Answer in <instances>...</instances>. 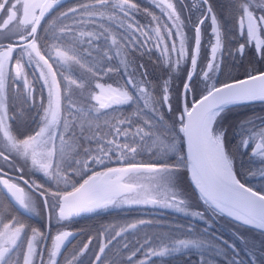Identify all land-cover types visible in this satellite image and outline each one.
<instances>
[{
	"label": "snow or ice",
	"instance_id": "1",
	"mask_svg": "<svg viewBox=\"0 0 264 264\" xmlns=\"http://www.w3.org/2000/svg\"><path fill=\"white\" fill-rule=\"evenodd\" d=\"M61 3L62 0H0V16H7L0 28L6 29L12 22L16 24L8 37L9 40L13 36L15 39L0 43V137L3 142L0 160L4 161V165H0V193L8 202L7 206L0 204V264H36L38 257L40 264H44L45 252L48 264H59L58 257L63 247L74 235L70 231L59 232L51 238L49 248L48 237L17 215L36 211L34 196L43 200V206L50 212L56 211L61 221L109 207L151 205L200 220L210 209L213 213L264 230V193L246 186L237 178L235 158L225 147L226 130L219 124L230 106L264 101V71L250 74L245 79L218 83L216 76L220 71L218 53L222 52L223 25L209 0H200L203 17L195 26V48L191 51L183 33L186 25L170 0H162L157 7L167 16L171 26L161 25L155 16L151 19L157 24L155 29L140 24L135 19L139 6L132 0H81L75 6L60 11L47 27H43L46 15ZM257 7L264 12V0ZM233 9L238 36L245 40L237 51L243 55L246 44L254 45L257 55L264 58V40L260 39V33L264 32V14H255L253 0H234ZM118 14L126 18L127 23H121L113 33L105 27V22ZM206 19H210L214 42L211 43L207 64L199 68L201 26ZM161 28L164 29L163 34ZM150 43L151 48L148 47ZM122 46L127 50H158L160 62L169 70L190 61L183 85L184 105L170 127L164 125L163 116L157 115L154 107L146 113L147 119L137 123L138 114L135 118L117 119L107 131H102L99 125L92 128L91 119H88L87 127L79 121L82 110L72 99L76 91L83 93L93 87L91 80L100 78V73L107 76L121 70L119 65L107 70L96 68L91 62L98 56L102 63H110L121 56ZM121 63L125 64V84L137 95L112 84L96 83L94 88L98 92L91 91L87 97L81 96L89 103L87 112L83 113L86 118L98 120L109 110L115 111L141 99L145 102L144 108L148 109L152 98L148 93L150 85L144 79L147 73L140 72L141 80L137 81L136 73L127 71L126 61ZM26 68L32 69L33 73L39 71L41 87L47 89V105L42 99L36 128L21 139L17 133H23L14 127L16 117L9 115L13 107L11 101L16 99L10 86L22 82L27 94L26 102L37 107L31 96L33 86L28 82ZM81 71L84 75L80 74ZM198 75L204 88L199 99H193L189 108L188 93L193 90V79ZM162 91L163 95L158 101L153 99V103L168 104L167 80L162 84ZM168 110L171 111L170 104ZM240 129L242 138L238 150L245 152L254 142L249 155L251 158L259 157V162L264 164V124L259 131H254L248 130L245 122H241ZM245 131L249 132L247 138H243ZM66 137L76 141L75 150L66 151ZM177 137L182 141L179 151ZM93 144L95 147L91 146ZM13 154L25 163L30 161L34 170L55 182V190L46 189L35 181L30 184L24 180L22 172L12 176L4 171L5 165L10 170L14 168ZM170 154L175 156L174 161L170 160ZM144 155L149 156L147 162L138 159ZM113 163L120 166H109ZM181 169L190 174L199 201L207 206L204 211L191 210L193 206L177 188ZM76 175L82 182L77 183L73 179ZM261 176L264 177V171ZM145 179L148 183L143 182ZM18 181H23L29 190L26 191ZM151 224V221L139 220L121 226L106 244L100 245L93 264H100L108 246L132 230ZM185 233L181 236L169 231L148 236L131 251L126 258L127 264H133L138 253L143 254V259L137 264H150L151 257L163 258L191 250L199 251L200 264H210L213 254H226L191 226ZM91 239L89 237V243L66 260V264H79V258L89 248ZM230 247L235 249L234 245ZM123 248L128 250L129 245L125 243ZM260 256H264V251ZM250 260L251 264H258L255 252ZM232 264L242 262L233 260Z\"/></svg>",
	"mask_w": 264,
	"mask_h": 264
},
{
	"label": "trees",
	"instance_id": "2",
	"mask_svg": "<svg viewBox=\"0 0 264 264\" xmlns=\"http://www.w3.org/2000/svg\"><path fill=\"white\" fill-rule=\"evenodd\" d=\"M81 0H62L61 5L57 6L52 12L46 15L45 20L42 22L43 27H47L52 20L59 14L60 11H65L70 7L75 6ZM133 3H136L139 6V10L135 13V19L142 25H149L151 28L155 29L157 24L155 22H151L152 16H155L159 19L161 25L169 24L167 20V16L161 11L157 4L153 0H132ZM211 3L213 10L218 15L219 21L221 23H236V15L233 9L234 0H209ZM147 9V13L145 12ZM149 13L151 15H149ZM121 23H127L126 18L121 17L119 14L111 21L105 22V27H109L110 31L115 33L116 28ZM164 29L161 28V33L163 34ZM153 40L155 39L154 33H152ZM149 48L152 47L151 43L148 45ZM122 56L125 57L126 67L128 72H135V79L137 81L141 80L140 72H146L147 75L144 77L148 81L149 94L151 96V100L158 101L159 98L163 95L162 84L165 80L169 83V89L176 91H169L170 100L168 104L161 103H153L151 102V106L148 109L144 108V101L138 100L135 103L130 105H124L120 108H117L115 111L109 110L106 114H103L99 117V119L95 118H86L83 113L85 112L80 108L81 114L79 121L84 122V126L87 127L88 119L92 120V128H95L96 125L100 126L102 131H107L108 127L112 126L117 119H125V118H135L138 114V120L142 121L147 119L148 116L146 113L151 108L157 109V115L163 116V123L166 126H171L173 121L176 119V110L180 107V94L179 87L182 79H167L165 76V64H162L159 59V51L152 50L150 52H145L143 50H127L124 49L123 46L121 48ZM96 54L94 53V56ZM96 68L103 67L105 70L108 68H115L117 65L123 66L125 68V64H122L118 61V57L114 58L110 63H102L97 56L91 62ZM143 66L142 68L140 66ZM222 67H224L222 65ZM225 72L222 74H218L216 80L222 82L227 79H231L234 77H238L241 75H245L247 73L260 70L264 68V64L262 63H246L239 62L228 65V67H224ZM100 80L111 82V83H122L125 82L124 75L120 70L119 73L113 72L107 76L103 73L98 74ZM31 78L33 76L30 74ZM36 80V78H33ZM39 79L34 81V86L40 89L41 100L46 97V89L42 88V82ZM199 82V81H198ZM195 83V82H194ZM198 91H191L190 96L194 99L196 96L201 94V90L204 88L203 81L198 84ZM132 94L137 95L132 91ZM171 106V111L168 110V105ZM264 105V101H252L247 103H241L238 105L230 106V108L225 111L222 117L219 120L220 126L226 130L225 139L228 138L229 152L235 157L247 154L245 152H241L238 150V145L240 143V127L238 128L236 125V130L234 129L235 122L238 120L243 121L247 116H252V120L259 119L260 108ZM89 108V104L86 102V112ZM37 111L35 107L26 102V105H20L11 110V114L16 117L14 127L19 128V132L23 133V135H17L19 138H24V136L32 134V130L36 128L39 117L37 116ZM78 121V125H79ZM12 123L11 121L9 122ZM241 123V122H240ZM79 130V127H78ZM234 131V133L232 132ZM236 131V132H235ZM91 133H86V135H90ZM229 134V135H228ZM249 133L244 132V137H248ZM65 141L67 143L66 151L75 150L77 148V143L73 138L66 137ZM182 141L177 137V149L178 151L181 148ZM95 147V145H91ZM184 151V150H183ZM182 154V152H181ZM138 159H143L146 162L149 160L148 155H144L143 157H138ZM170 160L174 161L175 156L170 154ZM16 164L22 169L24 176L31 182L35 181L37 184H41L46 189L55 190V182L49 181L47 177H45L41 172L28 167L25 163L16 161ZM118 165V164H110ZM99 170V169H97ZM237 178L240 179L245 184L253 187L254 189L261 191L264 193L258 186H254L250 181L246 180L238 170H242L241 167L236 168ZM73 179L78 182L80 180V176L76 175ZM179 179L182 185L185 187V193L188 196L189 203L196 208H200L202 211L206 209V205H203L198 198V194L194 191L192 184L189 180L187 170L181 169L179 173ZM62 185V181H61ZM36 205L38 208L37 214L29 213L23 214L17 213L20 215V218L24 223L30 225L31 227H37L39 225L37 217L43 215V209L41 205V200L39 197H36ZM7 200L4 195L0 193V204L7 206ZM217 215L219 217L217 229H211L206 227L205 229H200L196 222L194 225L197 227L196 230L202 232V236L210 239L212 241L213 246L220 247L224 250L226 254L221 256L214 257L211 256L210 264H232L233 260H237L242 262V264H251L250 257L253 252L256 253L258 257V264H264V256H260V253L264 251V238L263 237H251L244 233L241 228H252L264 234V230H260L249 225H245L241 222L236 221L233 218H230L226 215H220L213 213L210 209L205 212V216ZM131 217H140L139 220L151 221L152 224L149 226H143L138 229L132 230L127 233L122 239H119L117 242H114L112 245L108 246L107 251L102 254L103 257L109 259L108 264H123L125 262L116 261L115 250L120 249L121 244L127 243L129 245V249L123 250L122 255L124 256L126 253L131 251L132 249L139 246V244L143 243V240L148 236L156 235L160 232H173L178 234L180 232V228L177 227L180 225H190L191 221H193L190 216L183 215L178 213L172 209H167L161 206H151V205H137V206H121V207H109L107 209L97 210L91 213H82L79 216H73L69 220H60V224L65 226L66 228H75L78 230L77 234L67 243L65 246V251L68 249H77L84 245V243H89V237H91V243L89 244V248L86 250V260L84 259L85 255L80 256L79 264H93L95 261V255L99 253V247L102 243L106 244L108 239H111V236L115 234V231H118L121 226H126L128 223L136 222L129 218ZM183 218V220H157L154 218ZM138 220V221H139ZM203 225H207L203 223ZM162 226V227H160ZM231 245L235 246L233 250ZM102 260L100 263H102Z\"/></svg>",
	"mask_w": 264,
	"mask_h": 264
},
{
	"label": "flooded vegetation",
	"instance_id": "3",
	"mask_svg": "<svg viewBox=\"0 0 264 264\" xmlns=\"http://www.w3.org/2000/svg\"><path fill=\"white\" fill-rule=\"evenodd\" d=\"M153 1H155L156 4H159L162 2V0H153ZM170 2L174 4L177 12L181 16V20L186 25V27L183 28V33L185 34V36L187 38V45H188L189 51H191L193 49L195 25L203 17V13H202V11H200V8H201L200 0H170ZM260 2H261V0H253V7L255 9L256 15L264 14V12H260L259 8L257 7L260 4ZM217 17H218V15H217ZM6 18H7L6 14H4L3 16H0V24H3V20ZM218 20H219V18H218ZM221 24L223 25V27L221 29V32H222V52L218 53V56L220 58V71L217 73V75L221 74V73L223 74L226 71L224 67H226V66L228 67V65L234 64V63L246 62V63H262V64H264V58L257 55V52H256L254 45L248 46L246 44L243 55H241L237 51V49L239 48V45L245 43V40L241 39L238 36V30L236 27L237 20H236L235 24H229V23L228 24L227 23H224V24L221 23ZM9 27H13L15 30V28H16L15 22L10 23L8 28ZM6 30H7V28L6 29L0 28V43H9L15 39L14 36L12 37V40L8 39V37L10 36L11 33L6 37H4V36L1 37V34H3V32ZM260 39L264 40V32L260 33ZM213 42H214V37L211 34V22H210V19H206L205 23L201 26L200 59L198 61L199 68H203L207 64L208 57L210 55L211 43H213ZM122 60H125L124 56L118 57V61L120 63ZM222 65L224 67H222ZM189 66H190V61L188 63H182L179 68L174 67L171 70H169L167 65H165V76L167 79H175V81H176V79H182V81H183L185 74H186L187 70L189 69ZM25 71H26V69H25ZM121 71H122V73H124V71H125V68L123 66H121ZM29 72L33 76V78H36V80H37V78L39 77V72L36 71L35 73H33L31 70ZM33 78H31V76L28 77V75H27L28 82L30 84H32V86H33V91L31 93V96L35 100V103L37 105V107H35V108L37 110L38 106L41 102V95H40V89L36 88L34 86V81H36V80ZM216 78H217V76H216ZM124 80H125V77H124ZM182 81H181V84H182ZM198 81L199 82L202 81L200 75L194 77L193 83H192V89H193L192 91H198L199 90L198 89V87H199ZM40 82H42V81H40ZM181 84H180V87L178 90L179 94H180ZM122 85L125 87V89H127L132 94L131 91H133V89L131 87H128V85H126L125 82H122ZM17 89H19V91H16ZM10 90L13 92L14 95H16V99L11 101V104L13 105V107H11L9 110V115H12L11 110H14L15 108L17 109V107H19L20 105H26L27 94H25V92H24V85L22 82H19L18 84H12L10 86ZM149 91L150 90L148 88V92ZM169 91H176V90L169 89ZM190 93L191 92L188 93V101L189 102L192 99L190 96ZM43 103L45 104V106L47 105V89H46V97L43 100ZM28 104H30V103H28ZM246 118L241 122H246V124H249L250 127L253 125H258V128L260 130V127L262 126V124H264V105L262 106V108H260L258 120H252L251 119L252 116H247ZM250 147H249V149H250ZM249 149L246 152L247 154H245V155L243 154L242 157H239V156L234 157L235 158V167L236 168L241 167L242 170H238L240 175H242L246 180H248L252 184H254V186L256 185V186L260 187L262 190H264V177L261 176V172L264 171V164H261L259 162L260 161L259 157L251 158L249 155V153H250ZM4 170L9 172V174L12 176H17V175L21 174V172H22V169L17 164H14V168L12 170H10L8 167H4ZM22 174L24 176L23 172H22ZM18 182L22 183L21 181H18ZM29 182L32 183L31 181H29ZM22 185H23V187H25V190H29L28 186L24 185L23 183H22ZM41 205H42V209H43V215L40 217H37L39 225L37 227H34V228H37L40 232L44 233L45 232V215H44V207L42 204V200H41ZM192 208L195 210L202 211L200 208H196V207H192ZM47 210H48V223H47V235L46 236L48 237L47 244H48V247L50 248L51 238L54 237L60 230H62V229L77 230V229L66 228L65 226H62L60 224V220L58 219L57 212L56 211L50 212L49 209H47ZM37 212H38V208L36 205V211L33 212V214H37ZM129 219L134 220V221H138L141 218L140 217H131ZM154 219H157V220H179V221L183 220V218H181V217H179V218H176V217L154 218ZM192 220L193 221H191L190 225H180L179 224V226H177L180 228V232L178 233V235L183 236L184 234H186L185 230L188 229L189 226H191V228L196 230L195 227H197V226L194 225V222L199 224L198 227L200 229L203 228V229L207 230L206 227H209L211 229L216 230L219 217L217 215H211V216H204L203 220H200L199 218L192 219ZM203 223H205L207 225L204 226ZM196 232L203 235L202 232H199L197 230H196ZM210 242L212 243V241H210ZM84 244H86V243H84ZM122 245H124V244H121V246ZM212 245H213V243H212ZM121 248H123V247H120V249L115 250L116 261H118L119 263L125 262L123 264H127L126 258L131 254V251L135 250V248L132 249L131 251H129L128 253H126L124 256L122 255L123 250H121ZM79 250L80 249L77 248V249H68L65 251V247H64L62 249L61 255L58 257L59 264H61L60 262H62V261L64 262V260L66 261L67 259H71V257L75 253L79 252ZM106 251H107V249H106ZM65 254H68V255L66 256ZM83 255H85L84 259L86 260V252ZM199 255H200V253L198 250H191L189 253L174 254V255H171L168 257H163V258L151 257L150 258V264H200ZM214 255L215 254H213L212 257H214ZM43 259H44V264H48L47 252L44 253ZM140 259H143L142 253L137 254V256L133 260V264H137V262ZM108 263H109V259H106V257H103L102 263H100V264H108ZM36 264H40L39 257L37 258Z\"/></svg>",
	"mask_w": 264,
	"mask_h": 264
},
{
	"label": "rangeland",
	"instance_id": "4",
	"mask_svg": "<svg viewBox=\"0 0 264 264\" xmlns=\"http://www.w3.org/2000/svg\"><path fill=\"white\" fill-rule=\"evenodd\" d=\"M12 30H14V28L13 27H9V28H7V30L6 31H4L3 32V34H1V37L2 36H4V37H6V36H8L10 33H11V31ZM121 56H122V54H121ZM32 71L33 72V70L32 69H29V68H26V72H27V75H28V77L30 76V72L29 71ZM38 71V70H37ZM39 72V71H38ZM80 74L81 75H84V73H83V71H81L80 72ZM87 79H88V77H87V75H85V81H87ZM37 80L39 81V78H37ZM96 83H102V84H112L113 85V87H121V89L123 90V89H125V87L122 85V83H111V82H106V81H103V80H100V79H93V80H91V85L93 86V87H91L90 89H88L87 91H84L83 93H81L79 90H77L76 91V93L73 95V97H72V99H73V101L75 102V104H76V107L78 108V109H80V108H82V110H84L85 112H86V100L85 99H82L81 98V96L83 95L84 97H87L89 94H90V92L91 91H96V92H98L99 90L98 89H95L94 88V85L96 84ZM132 92V91H131ZM136 93V92H135ZM149 93V92H148ZM137 94V93H136ZM143 100V99H142ZM144 101V100H143ZM151 102H152V100L150 99L149 100V106H151L152 104H151ZM87 104H89L88 102H87ZM97 107H98V105H97ZM247 119V118H246ZM241 120L239 121L238 120V122L236 121L235 122V124L233 125V126H235L234 127V129L236 130V125H237V127L239 128L240 127V125H241ZM245 124H246V122H245ZM246 128L248 129V130H254V131H258L259 130V128H258V125H253V126H251L250 127V125L249 124H246ZM239 131H241V130H239ZM232 132L234 133V131L232 130ZM236 132V131H235ZM245 132H248V131H245ZM249 133V132H248ZM229 135V134H228ZM243 138H247L246 136L245 137H243ZM23 139V138H22ZM241 139V138H240ZM58 143V146H59V142H57ZM2 147H3V142H2V137H0V149H2ZM64 147H65V149H67V143H66V141H65V145H64ZM225 147L229 150V145H228V138H226L225 139ZM11 159L13 160V164H16V161H20V162H23V163H25V161L21 158V157H18V156H16L15 154H13L12 155V157H11ZM28 167H31L32 168V166H31V163H30V161L28 162V163H25ZM0 165H4V161L3 160H0ZM4 167H7L6 165L4 166ZM33 169V168H32ZM42 173V172H41ZM43 174V173H42ZM61 175H63V173H61ZM143 182L144 183H148V180L147 179H145V180H143ZM177 188L180 190V191H182L183 193H184V197H186L187 199H188V196L186 195V193L184 192L185 191V187L182 185V183L180 182V179L178 178V183H177ZM26 191H28V190H26ZM36 197L34 196V203H35V206H36V199H35ZM188 201H189V199H188ZM191 210H195V209H191ZM241 230L244 232V233H246L247 235H249V236H251V237H257V238H261V237H263L264 238V234L263 233H261V232H259V231H257V230H255V229H252V228H245V227H243V228H241ZM81 248H83V246H81V247H79L78 249H81ZM66 256L68 255V254H65ZM68 260V259H67ZM61 264H66V261L64 260V262L62 261V262H60Z\"/></svg>",
	"mask_w": 264,
	"mask_h": 264
},
{
	"label": "water",
	"instance_id": "5",
	"mask_svg": "<svg viewBox=\"0 0 264 264\" xmlns=\"http://www.w3.org/2000/svg\"><path fill=\"white\" fill-rule=\"evenodd\" d=\"M199 22V21H198ZM197 22V23H198ZM196 23V24H197ZM196 26V25H195ZM195 48V32H194V40H193V49ZM189 69H190V66H189ZM260 71H264V68H262V69H260V70H257V71H253V72H250V73H247V74H245V75H241V76H238V77H234V78H231V79H227V80H224V81H222V82H219V83H228V82H232V81H234V80H240V79H245L248 75H250V74H252V75H255V74H257V72H260ZM186 80H187V72H186V74H185V77H184V79H183V81H182V84H181V89H180V108L176 111V117L180 114V112H181V110H182V108H183V105H184V89H183V85H184V83L186 82ZM202 94V93H201ZM201 94H199L198 96H196L194 99H199V97H200V95ZM193 99H191L190 100V102H189V104H188V107L190 108L191 107V101H192ZM255 101H261V100H255ZM251 147H254V142H253V144L251 145ZM251 147H250V149H249V152H251ZM184 151H186V148L184 149ZM112 167H116V166H120V165H111ZM5 171V170H4ZM187 174H188V177H189V180H190V174L187 172ZM18 176V175H17ZM24 177V176H23ZM24 180H27L25 177H24ZM28 181V180H27ZM22 183H23V181H21ZM79 182H82V180H80ZM78 182V183H79ZM191 182V181H190ZM242 182V181H241ZM22 183H20V185L23 187V185H22ZM30 183V182H29ZM242 183H244V182H242ZM31 184V183H30ZM245 184V183H244ZM246 186H248V187H251V186H249V185H247V184H245ZM253 188V187H252ZM254 189V188H253ZM254 190H256V189H254ZM256 191H258V190H256ZM42 204H43V200H42ZM44 207V206H43ZM44 215H45V232H44V234L45 235H47V223H48V210L44 207ZM251 227H253V226H251ZM254 228H256V227H254ZM258 229V228H257ZM261 230V229H260ZM62 231H70V232H72L74 235L72 236V237H70L69 238V240L66 242V244L77 234V230H73V229H62V230H60L59 232H62ZM58 232V233H59ZM57 233V234H58ZM56 234V235H57ZM66 244H65V246H66ZM64 246V247H65ZM63 247V248H64Z\"/></svg>",
	"mask_w": 264,
	"mask_h": 264
}]
</instances>
